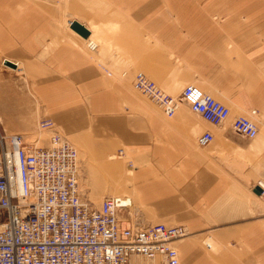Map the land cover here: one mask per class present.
Wrapping results in <instances>:
<instances>
[{
  "label": "crops",
  "instance_id": "0c3cea01",
  "mask_svg": "<svg viewBox=\"0 0 264 264\" xmlns=\"http://www.w3.org/2000/svg\"><path fill=\"white\" fill-rule=\"evenodd\" d=\"M69 20L104 41L84 49ZM110 40L119 51H99ZM0 60L23 72L41 120L102 158L122 151L138 221L185 226L180 264H264V0H0ZM139 71L169 91L195 84L237 115L257 110L256 137L181 107L168 117L133 88ZM205 131L213 140L198 145ZM110 189L104 177L94 197Z\"/></svg>",
  "mask_w": 264,
  "mask_h": 264
},
{
  "label": "built area",
  "instance_id": "2783aa9c",
  "mask_svg": "<svg viewBox=\"0 0 264 264\" xmlns=\"http://www.w3.org/2000/svg\"><path fill=\"white\" fill-rule=\"evenodd\" d=\"M132 85L168 117L182 103L214 125L230 115L227 106L195 84L172 96L139 71ZM256 117L255 109L236 115L231 127L254 138ZM40 125L51 131L49 146H33L20 134L0 135V264H128L134 256L180 264L173 242L187 235L185 226L131 219L127 195H108L92 206L79 188L75 148L50 119ZM212 140L209 131L196 138L201 146ZM259 186L264 201V185Z\"/></svg>",
  "mask_w": 264,
  "mask_h": 264
},
{
  "label": "rangeland",
  "instance_id": "374dc122",
  "mask_svg": "<svg viewBox=\"0 0 264 264\" xmlns=\"http://www.w3.org/2000/svg\"><path fill=\"white\" fill-rule=\"evenodd\" d=\"M84 9L83 5H79L80 11L84 12ZM73 21L74 20L68 21V27ZM71 31L73 32V30ZM95 33L97 34V36L94 37L96 39L100 34L97 30L92 34ZM97 40L100 42L104 41L101 38H98ZM86 41V38H84V49H88V47H86ZM103 45V48L101 47L99 51L103 49H114L119 51V48L112 47V41L109 44L105 42ZM154 47L157 48L155 45ZM178 65V63L173 65V70L176 69ZM15 68L16 65H13L6 60H0V135L6 136L11 134H20L25 142L32 144L33 146H48L50 137L49 131L39 129V122L46 115L41 113L39 103L27 78L24 76L22 71H16ZM110 72L112 73L113 71ZM116 75L121 76L119 73ZM184 86L185 85L177 86V88L172 89L171 91L165 88L163 89L162 86L160 88L163 89L166 94L177 96ZM179 108L190 110L186 103L180 104ZM179 108L176 113L179 112ZM235 115L237 114H234V112L230 110V115L223 124L225 126L231 124ZM56 129L57 132L59 131L58 133L71 141L69 142L78 152L80 161V174L78 180L79 188L82 196L89 200L92 206L98 207L103 197L107 195H127L130 198L131 195L127 190L128 174L130 172L123 153L119 156L118 150L111 151L106 154L104 158H102L101 155H97V150H95L97 146H89L87 141H85L86 143L84 146L79 145L73 142L71 138L62 133V131H60L57 127ZM104 177H109L110 187H112V189L98 194V197L95 198L93 191L100 184V179H103ZM125 203H127L129 207L128 211L130 212L129 217L131 219H135L137 221L139 219H143L134 201L131 200L129 203V201L126 200ZM135 259L141 264H161L158 259L151 261L140 256ZM128 264L133 263L129 262Z\"/></svg>",
  "mask_w": 264,
  "mask_h": 264
},
{
  "label": "bare ground",
  "instance_id": "6f19581e",
  "mask_svg": "<svg viewBox=\"0 0 264 264\" xmlns=\"http://www.w3.org/2000/svg\"><path fill=\"white\" fill-rule=\"evenodd\" d=\"M72 24V23H71ZM70 28H71V25H70ZM89 29H87L89 32H88V36H82V37H84V38H86V47H88V49L89 50H95L97 47H98V44H99V42L100 41H98L97 39L98 38H103V34H104V29L103 28H101V27H99V26H93V25H91V27H88ZM72 29V28H71ZM96 30L99 32V36H98V38H94L95 36H97V34L95 33V34H92L94 31L96 32ZM106 33V32H105ZM80 35V34H79ZM109 36V35H108ZM103 40V39H102ZM121 75V74H120ZM135 89V88H134ZM163 90V89H162ZM165 92V91H164ZM43 120H46V119H43ZM42 121V120H41ZM39 129L40 130H46V129H44V128H42L41 127V125H40V122H39ZM47 131H49V130H47ZM49 133H50V137H51V131H49ZM11 135H13V134H11ZM11 135H6V138H9ZM61 135V134H60ZM62 136V135H61ZM50 137H49V145H50ZM64 137V136H63ZM256 137V136H255ZM65 138V137H64ZM66 139V138H65ZM67 140V139H66ZM68 141V140H67ZM48 145V146H49ZM74 147V146H73ZM75 148V147H74ZM75 150H76V148H75ZM76 152H77V150H76ZM77 155H78V152H77ZM79 158V157H78ZM17 183H18V177H17ZM263 185V184H262ZM259 199L261 200V202L262 203H264V201L259 197ZM140 220V219H139ZM141 223V222H140ZM174 243V242H173ZM135 257H137V256H134V257H132L131 259H130V262L132 261V259L133 258H135ZM149 260H151V261H154L155 259H149Z\"/></svg>",
  "mask_w": 264,
  "mask_h": 264
},
{
  "label": "water",
  "instance_id": "95a60500",
  "mask_svg": "<svg viewBox=\"0 0 264 264\" xmlns=\"http://www.w3.org/2000/svg\"><path fill=\"white\" fill-rule=\"evenodd\" d=\"M71 28L82 36H88L89 31L84 27V25L77 21L72 22Z\"/></svg>",
  "mask_w": 264,
  "mask_h": 264
}]
</instances>
